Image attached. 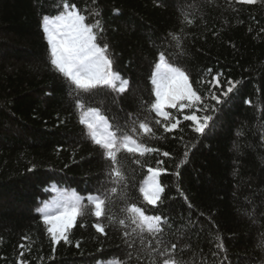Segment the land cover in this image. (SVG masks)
I'll return each mask as SVG.
<instances>
[{"label":"trees","instance_id":"16d2710c","mask_svg":"<svg viewBox=\"0 0 264 264\" xmlns=\"http://www.w3.org/2000/svg\"><path fill=\"white\" fill-rule=\"evenodd\" d=\"M66 4L95 26L128 91L80 92L86 103L76 107L78 90L51 65L42 27L44 16L53 19ZM161 51L209 105L211 92L219 96L228 80L238 82L228 102L216 106L221 111L200 113L216 122L206 136L176 109L166 111L181 120L178 129L165 133L156 125L162 118L151 110V81L162 70L155 68ZM217 74L221 85L213 88ZM89 108L110 125L137 115L147 120L155 135L140 132V142L158 151L141 157L121 150L124 179L112 176L111 161L81 123ZM149 167L160 170L157 207L140 193ZM97 194L107 203L100 220L88 201ZM67 197L81 199L84 215L68 243L53 245L39 209L52 212ZM133 204L163 217L159 226L184 264H264V0H0V264H137L135 255L128 259L124 232L152 236L131 223Z\"/></svg>","mask_w":264,"mask_h":264},{"label":"snow or ice","instance_id":"6c2138e0","mask_svg":"<svg viewBox=\"0 0 264 264\" xmlns=\"http://www.w3.org/2000/svg\"><path fill=\"white\" fill-rule=\"evenodd\" d=\"M237 2L239 4H254L256 0H237ZM188 23H192L191 19L188 20ZM42 27L49 45L51 65L67 77L78 90L74 96L77 108H83L86 103L85 98L79 95L80 92L93 95L103 88H112L119 93L128 91L129 80L123 79L119 73L113 71V60L108 55V46L98 44V36L93 31L95 26L87 25L85 17L77 14L72 5L66 4L64 12L53 19L44 16ZM170 35L171 39L177 42L176 47L180 48L177 35ZM165 61L166 53L161 51L155 68L162 70L158 73L154 72L151 81L155 87V102L151 104V110L155 112L156 117L162 118L156 119V125L162 127L165 133L178 129L181 120L166 111V109H176L181 113L183 121H191L192 130L195 133L206 136L215 130L216 122L213 115H200V113L221 111L216 106L228 102L227 98L230 93H233L238 82L228 80V87L226 90H222L219 96L215 92H211L210 99L215 101V105H209L193 89L189 75L180 67ZM208 71L211 72V69ZM219 75L212 76L209 82L213 88H218L221 85ZM69 95L73 96V93L69 92ZM222 97L225 99H221ZM185 109L191 110L190 114H184ZM173 120H175L174 123ZM81 123L86 124L91 141L103 150L104 158L111 161V175L119 179H124L122 165L117 158V154L121 150L141 157L145 153L158 151V149L148 147L140 142V132L153 136L155 133L147 120L140 121L138 115L130 116L129 122L124 126L110 125L98 109L89 108L87 113L83 114ZM163 155L167 156L168 153L165 152ZM185 155L187 156L188 153L186 152ZM134 163H139V161H134ZM158 163H163V161H158ZM147 171L150 174L146 181L147 186L141 187L140 193L148 205L157 207L161 202L163 191L156 180V177L160 175V170L149 167ZM111 192L115 193L117 189L113 187ZM88 201L94 206L92 214L97 220H100L105 215L106 198L99 194L89 195ZM54 207L55 210L52 212H48L47 205L45 208L39 209L41 213H44L43 223L49 226L47 232L50 234L53 245L60 241L68 243L67 233L73 227L77 217L84 215V205L79 197H67ZM127 211L133 214L130 218L131 223L141 229V233L146 228L152 236V240L146 241L142 234L136 233V229H133L131 233L124 232L125 243L130 249L127 254L129 261L135 255L137 264H140L143 258L147 259L148 264H184L176 256L177 244H169V241L164 237L162 227L159 226L163 219L161 215H145L144 211L134 204ZM108 219L111 221L113 217L109 216ZM119 223L123 226L125 220L121 219ZM93 227L96 232L106 235L105 227L101 223H94ZM137 239L139 246H137ZM21 247L23 248L24 245ZM157 257L163 258L162 261Z\"/></svg>","mask_w":264,"mask_h":264}]
</instances>
